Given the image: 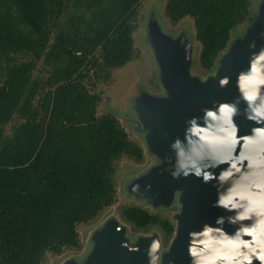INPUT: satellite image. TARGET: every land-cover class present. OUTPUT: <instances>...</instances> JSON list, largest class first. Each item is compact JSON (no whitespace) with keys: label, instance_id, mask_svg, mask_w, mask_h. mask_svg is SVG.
<instances>
[{"label":"trees","instance_id":"16d2710c","mask_svg":"<svg viewBox=\"0 0 264 264\" xmlns=\"http://www.w3.org/2000/svg\"><path fill=\"white\" fill-rule=\"evenodd\" d=\"M142 2L0 0V264H46L49 255L82 250L79 226L118 200L120 162L143 163V147L117 114H99L97 92L109 71L140 57ZM81 5L84 14L70 12ZM252 6L169 0L165 14L173 25L194 20L201 66L213 74ZM121 215L136 231L156 227L174 238L168 217L132 205Z\"/></svg>","mask_w":264,"mask_h":264},{"label":"water","instance_id":"95a60500","mask_svg":"<svg viewBox=\"0 0 264 264\" xmlns=\"http://www.w3.org/2000/svg\"><path fill=\"white\" fill-rule=\"evenodd\" d=\"M149 40L160 65L167 96L143 93L136 99V111L141 113L143 120V124L139 125L140 130L138 126L136 129L145 135L149 152L160 163L148 173L133 179L127 185V190L154 208L170 207L179 197L181 211L174 218L176 232L169 250L161 255L160 249L159 264H191L187 252L188 232L200 230L205 222L214 224L215 218L225 213L212 207L216 200V189L211 184H204L194 176L172 178L170 171L175 163V154L170 145L177 137L184 139L185 122L194 116L202 117L201 109L231 102L239 95L236 83L238 74L248 69L251 52L264 48V2L247 34L232 41L228 52L219 61L216 74L205 81L191 75L193 46L183 35L174 40L163 34L155 21L150 26ZM252 43H255V49L249 48ZM223 76L231 79L225 88L219 86ZM236 123L244 135L249 134L254 126L243 116L237 117ZM226 230L230 233L234 231L227 225ZM157 238L161 241L159 235L154 234L132 243L127 236V228L112 219L94 235V249L83 264H149L146 250L151 240ZM129 247L140 250L129 251ZM67 264L77 262L69 261Z\"/></svg>","mask_w":264,"mask_h":264},{"label":"clouds","instance_id":"9594fccd","mask_svg":"<svg viewBox=\"0 0 264 264\" xmlns=\"http://www.w3.org/2000/svg\"><path fill=\"white\" fill-rule=\"evenodd\" d=\"M230 83L228 76L219 80L221 88ZM236 83L239 95L233 101L201 109L202 117L185 122L184 139L170 145L172 178L194 176L211 184L216 189L212 207L225 213L214 224L188 232L191 264H264V48L251 52L248 69ZM241 116L254 125L247 135L236 123ZM160 249L161 241L152 239L146 250L149 264H159Z\"/></svg>","mask_w":264,"mask_h":264},{"label":"rangeland","instance_id":"374dc122","mask_svg":"<svg viewBox=\"0 0 264 264\" xmlns=\"http://www.w3.org/2000/svg\"><path fill=\"white\" fill-rule=\"evenodd\" d=\"M169 0H143L141 7L137 12L138 29L134 34L135 47L140 53V57L130 62L120 69L109 71L107 81L102 80L97 87L103 101L99 107V114L114 112L117 114L131 138L137 141L144 149V161L138 164L132 160L124 159L119 164L117 173L118 196L117 202L100 216L97 222L90 225H80L78 230L82 239V250H68L61 256L49 255L46 264H67L69 261H76L77 264H83L94 249L93 237L102 229L106 223L116 219L127 228V236L132 243H136L141 237L153 236L158 234L161 239V255L170 248L171 241H166L163 232L159 228H153L146 231H136L133 225L127 223L121 215V209L124 206H140L153 214H160L170 218L175 224V216L181 211L179 197L170 207L154 208L145 200L135 197L127 190V185L135 178L148 173L160 161L155 155L149 152L145 135L140 133L139 125L143 124L141 113L136 111V99L143 93H149L155 96L166 97L167 92L161 80V69L156 58V53L152 43L149 40L151 23L157 22L163 34L176 40L183 35L193 46L191 75L202 81L215 75L219 66V61L223 54L227 53L232 41L244 38L248 28L253 25L259 15L260 6L264 0H253L252 13L248 20L241 25L232 34V39L227 50L220 57L216 70L213 74H208L200 62L201 44L196 39V27L191 17L184 18L177 25H173L165 14V7ZM70 8V12L77 15L84 14V6ZM93 13H87L86 20H90ZM38 74V72H35ZM12 124L7 127L10 130Z\"/></svg>","mask_w":264,"mask_h":264}]
</instances>
